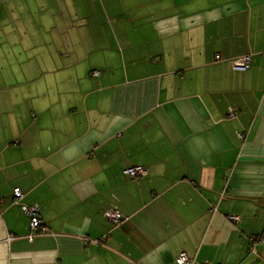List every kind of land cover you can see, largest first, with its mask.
Here are the masks:
<instances>
[{
    "label": "crops",
    "instance_id": "crops-1",
    "mask_svg": "<svg viewBox=\"0 0 264 264\" xmlns=\"http://www.w3.org/2000/svg\"><path fill=\"white\" fill-rule=\"evenodd\" d=\"M0 194V264L263 261L264 0H0Z\"/></svg>",
    "mask_w": 264,
    "mask_h": 264
},
{
    "label": "built area",
    "instance_id": "built-area-1",
    "mask_svg": "<svg viewBox=\"0 0 264 264\" xmlns=\"http://www.w3.org/2000/svg\"><path fill=\"white\" fill-rule=\"evenodd\" d=\"M221 57L220 55H216V59L219 60ZM251 62V56H244L236 61H233L230 63V65L236 69L245 71L248 69ZM101 73L99 71L92 72L93 77H98ZM230 115L233 117L235 115L234 111H230ZM238 136L243 139L244 135L238 133ZM124 174L128 177H138V176H146L148 173L142 166H132L128 167L124 170ZM13 203H17L19 200L23 198L24 192L21 188L17 187L13 191ZM4 203V198L0 194V208L2 207V204ZM23 211L26 213L30 218V238H32L34 235L37 234H45L48 232V229L44 225V222L42 218L40 217L39 212V206L33 205V206H23ZM105 217L112 223L113 225H118L123 220V214L118 209H111L107 212H105ZM233 221L239 220L238 217H231ZM255 244L252 247V250H254ZM177 264H194L192 260L188 258V256L185 253L180 254L178 259L176 260Z\"/></svg>",
    "mask_w": 264,
    "mask_h": 264
},
{
    "label": "water",
    "instance_id": "water-1",
    "mask_svg": "<svg viewBox=\"0 0 264 264\" xmlns=\"http://www.w3.org/2000/svg\"><path fill=\"white\" fill-rule=\"evenodd\" d=\"M261 262V259L255 261L254 263H251V264H259Z\"/></svg>",
    "mask_w": 264,
    "mask_h": 264
},
{
    "label": "rangeland",
    "instance_id": "rangeland-1",
    "mask_svg": "<svg viewBox=\"0 0 264 264\" xmlns=\"http://www.w3.org/2000/svg\"><path fill=\"white\" fill-rule=\"evenodd\" d=\"M259 264H264V260H263V261H261Z\"/></svg>",
    "mask_w": 264,
    "mask_h": 264
}]
</instances>
